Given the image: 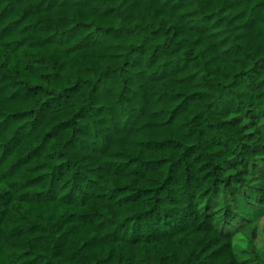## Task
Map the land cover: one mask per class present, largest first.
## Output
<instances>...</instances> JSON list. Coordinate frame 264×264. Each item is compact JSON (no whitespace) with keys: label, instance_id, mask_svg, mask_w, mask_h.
Masks as SVG:
<instances>
[{"label":"trees","instance_id":"1","mask_svg":"<svg viewBox=\"0 0 264 264\" xmlns=\"http://www.w3.org/2000/svg\"><path fill=\"white\" fill-rule=\"evenodd\" d=\"M0 264H264V0H0Z\"/></svg>","mask_w":264,"mask_h":264}]
</instances>
